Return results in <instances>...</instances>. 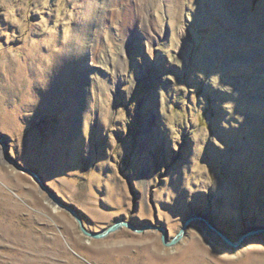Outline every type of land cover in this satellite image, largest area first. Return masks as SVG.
I'll use <instances>...</instances> for the list:
<instances>
[{
  "label": "rangeland",
  "instance_id": "rangeland-1",
  "mask_svg": "<svg viewBox=\"0 0 264 264\" xmlns=\"http://www.w3.org/2000/svg\"><path fill=\"white\" fill-rule=\"evenodd\" d=\"M170 4L0 0V264H264V0Z\"/></svg>",
  "mask_w": 264,
  "mask_h": 264
},
{
  "label": "water",
  "instance_id": "water-1",
  "mask_svg": "<svg viewBox=\"0 0 264 264\" xmlns=\"http://www.w3.org/2000/svg\"><path fill=\"white\" fill-rule=\"evenodd\" d=\"M17 164V163H16ZM18 168L21 169V167L19 165H17ZM24 171L26 172H29L31 173L36 179H38V181L42 184V187H45L43 185V183L41 182V178L34 172L30 171V170H25L23 168ZM70 212L74 215V217L76 218V220L78 221L80 227H81V230L82 232L87 235V236H90V237H93V238H103L105 236H107L108 234L110 233H113L115 231H117L120 227L122 226H126V227H129L130 229H132L133 231H136V232H143L145 231L146 229H148V227H143V228H140V229H137L136 227L128 224V223H124V222H118L112 226H110L109 228H107L106 230L100 232V233H90L86 230V228L84 227V224H83V221L82 219L76 215V213L72 210H70ZM197 219H199V217H196V216H192L190 218H188L184 224V226L180 229V231L178 232V234L171 240V241H168V237H167V232L163 230V234H162V243L167 246V247H170V246H173L175 245L176 243H178V241H180L183 236L185 235L186 233V230L188 229V227L194 222L196 221ZM207 226L212 229V230H215L212 225L208 222V221H205ZM218 235L221 237V239L224 241V243H226L228 246L232 247V248H239L242 243L250 236H253L257 233H260L258 230L257 231H251V232H248L246 234H243L239 239L238 241L234 242L232 240H230L228 237H226L224 234L220 233V232H217Z\"/></svg>",
  "mask_w": 264,
  "mask_h": 264
},
{
  "label": "bare ground",
  "instance_id": "bare-ground-1",
  "mask_svg": "<svg viewBox=\"0 0 264 264\" xmlns=\"http://www.w3.org/2000/svg\"><path fill=\"white\" fill-rule=\"evenodd\" d=\"M170 1V11H171V15L173 16V24L174 21H178L177 17H178V12H180V0H169ZM181 21V20H180ZM176 25V24H175ZM180 34V33H179ZM178 36V35H177ZM182 36V35H181Z\"/></svg>",
  "mask_w": 264,
  "mask_h": 264
}]
</instances>
